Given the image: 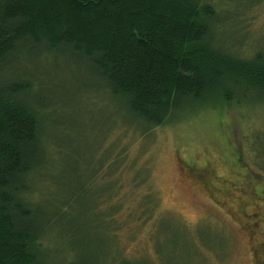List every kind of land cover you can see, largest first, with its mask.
<instances>
[{
  "label": "trees",
  "instance_id": "trees-1",
  "mask_svg": "<svg viewBox=\"0 0 264 264\" xmlns=\"http://www.w3.org/2000/svg\"><path fill=\"white\" fill-rule=\"evenodd\" d=\"M262 1L0 0V264H106L102 244L75 225L85 214L68 213L78 189L65 195L48 174L61 162L46 149L48 111L59 116L71 106L74 87L59 92L62 74L35 68L36 60L79 62L122 102L126 126L149 134L206 105L264 101V46L244 56L230 40L237 9Z\"/></svg>",
  "mask_w": 264,
  "mask_h": 264
},
{
  "label": "rangeland",
  "instance_id": "rangeland-1",
  "mask_svg": "<svg viewBox=\"0 0 264 264\" xmlns=\"http://www.w3.org/2000/svg\"><path fill=\"white\" fill-rule=\"evenodd\" d=\"M237 11L230 40L246 56L264 46V0ZM39 67L62 74V94L63 85L74 87L73 103L62 108L66 115L48 111L46 149L62 162L48 174L59 179L65 195L78 189L68 213L85 214L84 224L75 225L88 227L93 241L102 244L100 261L258 264L256 249L264 238V101L206 105L143 134L126 126L122 102L79 62L51 55L44 62L38 58ZM115 157L121 159L117 167ZM44 183L53 190L49 176ZM96 211L105 213L106 227ZM253 223L260 233H252Z\"/></svg>",
  "mask_w": 264,
  "mask_h": 264
},
{
  "label": "flooded vegetation",
  "instance_id": "flooded-vegetation-1",
  "mask_svg": "<svg viewBox=\"0 0 264 264\" xmlns=\"http://www.w3.org/2000/svg\"><path fill=\"white\" fill-rule=\"evenodd\" d=\"M260 221L263 222L264 219H261ZM252 226V233L255 235V233L259 232L257 231L259 229V223H253ZM256 253V260L258 259V264H264V238L263 241L259 244L258 249H256Z\"/></svg>",
  "mask_w": 264,
  "mask_h": 264
}]
</instances>
